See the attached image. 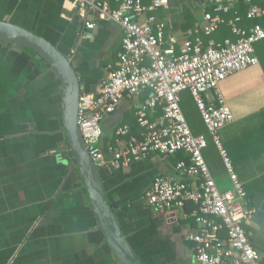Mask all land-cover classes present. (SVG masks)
Listing matches in <instances>:
<instances>
[{
	"label": "crops",
	"instance_id": "crops-1",
	"mask_svg": "<svg viewBox=\"0 0 264 264\" xmlns=\"http://www.w3.org/2000/svg\"><path fill=\"white\" fill-rule=\"evenodd\" d=\"M96 1L115 9L122 0ZM153 1L141 0L144 5ZM167 1V7L153 15L165 23L166 38H175L181 46L188 32L203 24V14L210 12L217 0ZM220 1L231 9L239 6L238 0ZM72 2L0 0V21L54 46L70 59L81 94L96 95L114 67L122 32L116 24L97 21L94 14L88 19L96 27L87 30ZM231 14L229 18L234 14L243 18L241 27L247 21L245 12L234 9ZM131 17L143 20L142 16ZM231 35L224 40L235 41L236 36ZM218 92L227 105L219 86ZM149 94L148 90L137 98H124L101 122L100 148L107 162L100 167L102 185L123 235L142 264H192V244L184 237L195 232V206L184 201L181 210L154 216L143 201L155 178L184 179L175 170V157L154 155L127 169L108 163L109 149L123 144L122 140L116 142V127L132 128L136 108ZM207 98L212 100L213 95ZM59 107L56 76L42 69L27 51L0 43V264H118L80 180L56 160L66 153ZM157 113L151 120L161 115ZM231 113L233 122L220 130V140L245 193L244 206L253 210L244 230L259 255V264H264V98L255 109ZM138 131L141 134L138 128L131 135L138 137ZM208 149L209 170L219 191H232L217 150L213 145Z\"/></svg>",
	"mask_w": 264,
	"mask_h": 264
},
{
	"label": "built area",
	"instance_id": "built-area-1",
	"mask_svg": "<svg viewBox=\"0 0 264 264\" xmlns=\"http://www.w3.org/2000/svg\"><path fill=\"white\" fill-rule=\"evenodd\" d=\"M244 19H264V7L244 0ZM77 16L87 30L97 21L116 24L121 32L120 51L114 67L102 81L96 95L81 94L78 107V130L93 163L107 162L100 148V124L111 116L124 98H137L145 91L153 96L140 102L135 119L141 129L132 136L126 125L116 127L117 148H110L109 164L127 169L151 156L173 157L180 153L175 170L183 180L155 178L144 193V204L154 216L181 210L184 201L195 206L192 214L195 232L184 239L192 244V264H259V255L248 239L244 225L252 219L253 210L244 206L245 193L238 182L231 161L222 147L219 132L233 122V116L218 92V85L231 75L257 66L255 46L264 41V24L248 30L240 26L242 17L231 14V8L217 0L212 12L203 14V24L188 32L181 46L175 38H166L164 22L153 12L166 8L167 0H154L144 5L141 0H122L112 9L106 2L73 0ZM131 16H142V21ZM227 24L235 41L216 42L212 38L221 25ZM190 93L205 135L194 136L180 108L181 94ZM208 94L213 99L207 98ZM156 110L161 115L151 120ZM210 142L218 152L233 190L220 192L204 160L203 151Z\"/></svg>",
	"mask_w": 264,
	"mask_h": 264
},
{
	"label": "water",
	"instance_id": "water-1",
	"mask_svg": "<svg viewBox=\"0 0 264 264\" xmlns=\"http://www.w3.org/2000/svg\"><path fill=\"white\" fill-rule=\"evenodd\" d=\"M0 43L32 52L56 76L60 86L59 120L66 150L56 160L64 163L80 180L113 260L118 264H142L121 231L102 185L101 169L93 163L80 136L77 114L81 90L70 59L44 39L8 22L0 21Z\"/></svg>",
	"mask_w": 264,
	"mask_h": 264
},
{
	"label": "trees",
	"instance_id": "trees-1",
	"mask_svg": "<svg viewBox=\"0 0 264 264\" xmlns=\"http://www.w3.org/2000/svg\"><path fill=\"white\" fill-rule=\"evenodd\" d=\"M239 2V6L238 7H234V9H238V11L242 14L244 13L245 9H246V5H244V0H238ZM253 2L255 4H257L258 6L260 7H264V0H253ZM234 9H231L232 11H234ZM213 8H211L209 11L212 12ZM231 11V13H232ZM232 15V14H231ZM231 15H227L225 16V19L228 20L229 17H231ZM256 24H264V19H257V20H253V21H244L242 27H244L245 29H249L250 27H252L253 25H256ZM231 35V31L229 29V27L227 26V24H224V25H221L218 29V31L212 35L211 37H208V38H205L204 40L207 41L209 40V38H212L213 40H215L216 42H219V41H222L226 38H229ZM231 40H235V39H231ZM27 51V50H26ZM29 55L33 56L34 57V54L30 51H27ZM255 53H256V56L258 57L259 61H260V64L264 70V41L258 43L256 46H255ZM35 58V57H34ZM36 61L38 63L41 64V67L42 69L44 70H47L48 69V66L40 59L38 58H35ZM153 96V93L150 91V94L147 98H150ZM191 99V102H189V100ZM180 108H181V111L183 113V116L192 132V134L194 136H198V135H205L206 133V129L201 121V118H200V115L196 109V106L193 102V99L190 95L189 92L187 91H184L182 94H181V102H180ZM161 112L158 110V113L157 115H159ZM122 126V124L120 125ZM138 125L136 123V119L134 120V125L132 128H130V133L132 134L133 132H135V129H138ZM132 129V131H131ZM138 137L140 136V131H138V134H136ZM212 146L209 142H208V145H207V148L203 151V157H204V160L209 168V164H208V160H207V151L209 150L208 148ZM215 148V147H214ZM208 149V150H207ZM174 161H175V165L180 161V160H184V161H188V157L186 155H184L183 153H180L176 156H174Z\"/></svg>",
	"mask_w": 264,
	"mask_h": 264
},
{
	"label": "rangeland",
	"instance_id": "rangeland-1",
	"mask_svg": "<svg viewBox=\"0 0 264 264\" xmlns=\"http://www.w3.org/2000/svg\"><path fill=\"white\" fill-rule=\"evenodd\" d=\"M262 72L264 74L261 66L249 67L232 75L218 85L231 112L232 110H249L258 107L260 99L264 98ZM189 102H191V99Z\"/></svg>",
	"mask_w": 264,
	"mask_h": 264
}]
</instances>
